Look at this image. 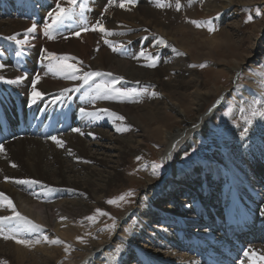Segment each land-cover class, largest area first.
Here are the masks:
<instances>
[{"label": "bare ground", "instance_id": "obj_1", "mask_svg": "<svg viewBox=\"0 0 264 264\" xmlns=\"http://www.w3.org/2000/svg\"><path fill=\"white\" fill-rule=\"evenodd\" d=\"M165 2L139 0L130 8L124 0H114L111 5L108 0H79L78 4L86 5L83 14L77 6L76 15L52 32L56 38L48 39L45 26L52 23L48 13L57 11V3L67 7V0H0V106L10 107L6 108L9 119L21 109L29 126L31 119L37 123L26 135L0 144V192L13 201L22 216L41 225L40 231L18 236L41 240L33 246L0 238V264H201L190 253L198 250L192 242L216 244L217 239L203 240L206 230L215 228L219 231L216 237L224 238L230 215L237 219L232 223H247L252 239L249 255H243L238 264H264V123L255 122L244 133L239 132L237 122L228 139L207 141L203 152L176 169L181 152L198 142L228 93L224 83L206 89L205 77L191 61H211L213 65L219 59L222 67L211 74L222 76V81L228 75L235 84L240 67L245 66L244 57H250L237 49L244 39L248 38L249 44L253 41L255 29V25L245 29L235 18L254 4L264 7V0H208L207 15L221 12L222 21L227 20L215 34H203L189 27L191 21L178 20L174 1ZM157 3L171 6L157 7ZM190 4L183 0L181 8ZM97 21L112 35L93 31ZM33 24L35 31L28 33ZM148 31L155 34L146 42ZM13 35L17 39L27 35L28 44L21 46L8 39ZM161 39L165 43H160ZM140 42L151 49L145 54L155 58V67H148L151 61L135 53ZM205 46L206 52L189 53L192 47ZM260 49L259 53H264ZM48 52L75 57L68 63L83 72L112 75L96 77L89 84L65 79L48 71L50 60L43 58ZM17 77L24 78L9 82ZM121 77L116 87L138 86L145 100L139 101L141 95L122 101L93 100L94 83ZM257 78L244 68L240 80L252 89L237 86L243 97L241 105L256 89ZM34 88L41 93L35 103ZM82 108L95 116L82 114ZM117 127L127 131H117ZM156 141L160 146L157 155L169 162L165 176L155 181L152 175L137 170L144 178L135 203L117 211V228L102 231L103 218L93 223L86 217L96 208L111 210L104 202L131 183L126 171L132 159L142 155L140 146ZM21 180L39 183H16ZM151 186L156 188L155 195ZM163 193H169L170 203L157 206L156 194ZM10 215L9 208L0 207V216ZM239 229L234 224L229 227L232 236ZM43 236L63 243L50 244ZM117 247L121 249L118 253Z\"/></svg>", "mask_w": 264, "mask_h": 264}, {"label": "rangeland", "instance_id": "obj_2", "mask_svg": "<svg viewBox=\"0 0 264 264\" xmlns=\"http://www.w3.org/2000/svg\"><path fill=\"white\" fill-rule=\"evenodd\" d=\"M138 1L139 0H135L134 3H128L127 0H124V2L125 3L127 2V4L130 6V8H132L136 3H138ZM162 1L165 2V0H162ZM173 1L175 3L174 7L177 10V8H176V1L177 0H173ZM198 1L200 2L199 4H197ZM207 1L208 0H188V3H191L190 5H187L185 8L180 7V9L176 11V13L179 14L178 20L191 21V24H188V25H190L189 27L194 28L198 31H201L203 34H207V33L208 34H215V33H217L218 27L223 26L224 22H226L227 20L222 21V19H221L222 13L221 12L212 13V15H207V13L205 12V7H206ZM254 1H258V0H254ZM165 3H167V2H165ZM168 3H170V2H168ZM179 3L182 6L183 0H179ZM232 8L233 7H231V10H232ZM257 11H259V15H257ZM249 16H252L251 21H248ZM227 18H229V17H227ZM235 19L237 21H240V23H243L245 29H247V27H249V26L252 27L255 25L254 26V28H255L254 29V35L252 37L253 41L250 42V44H249L248 38H246L241 43V46L237 49V52L250 55V57H246V56L244 57L245 66L240 67V70H239L240 74H239V77L237 78V82H235V84L230 83L231 80H230V77H228V75H227V80L222 81L221 80L222 76L219 78L216 76L214 77V75L211 74L212 71L222 67L221 63L218 62L219 61L218 58H215L218 60H217V62L215 61L216 63L215 64L213 63V65H212L211 61L199 62V63L195 62V61L194 62L191 61V63L193 65H195V67L197 69H199V71L203 74V77H205V79H206L205 88L206 89L213 90L217 85L224 83L226 85V87L228 88V93H226V96H225L226 98H224V103H223L222 107H220L214 113L215 115L213 114L214 118L209 120L207 128L204 130L203 135H201V137H199L198 142L196 144L193 143L187 150H184L183 152H181V154L177 158V161H176V169L177 170H179L191 158L196 157L198 153L203 152V150L205 149V146L207 144V141L215 140L217 142H222L225 140V138L228 139L230 128H231V130L236 129L237 122H239L241 125V129H239V132H244L245 127L250 128V126H252L253 123H255V122H257L260 125L262 123H264V118H256L253 120L251 125H246L243 121V116L246 113L241 111L242 106L246 108L247 102L251 101L253 99V97H256L260 93L264 92V88H261L259 86L260 82H259L258 78H257L258 81H256V83H255L256 87H254L256 89L252 90V92L249 94V97H248L249 101L248 100L245 101L243 103V105H241V101H242L243 97L240 94V92H237V89H236L239 84H243V85L251 88V86L248 85V83L240 80L241 74H242V72L246 66L249 68L251 76L255 75L256 73L264 72V67H262V66H264V58H263L264 53H259V52H261V49L259 50V48H262L264 51V7H262L261 3H257V5L254 4L250 8L249 11L242 12V15L237 16ZM192 21H197V22L211 21L212 26L215 28V31H209L208 30L209 26L206 23L203 24V26H201V27H197L196 24L192 23ZM233 21H235V20L233 19ZM153 34H155V33H150L148 31V35L145 37L144 41L147 38L152 39ZM201 37L208 39V37H206V36H201ZM146 42H147V40H146ZM188 45H189V43H188ZM248 45H249V47H248ZM200 50L202 52H206L207 47L206 46L203 48L192 47L191 52H189V53H192V54L199 53ZM141 52L151 53V49H147L146 44H142V42H140V45L136 49L135 53H141ZM215 57H219V56L216 55ZM249 64H250V66H248ZM201 65H206V66L201 67ZM226 67L224 68V70L226 72L230 73V71H228V68H226ZM205 68L206 69L209 68V69H207V71H205L204 70ZM217 78H219V79L216 80ZM127 88H135L138 92H140V89H139L140 87H138V86L127 87ZM145 90H147V88ZM220 93H221V91L218 94H216V96L210 97V100H212L213 98H216L218 95H220ZM144 97H145V94L143 96L141 95L139 97V101H142V99L144 101L145 100ZM209 103L210 102H208L205 107H209V105H210ZM225 112H230V115L225 116L224 115ZM167 118L169 120L173 119L172 115L170 113H168V111H167ZM231 118H233L234 120ZM173 125H175V124H173ZM220 135H222V136H220ZM157 142L158 141L152 142V143L149 142L148 144L144 143L142 146H140L142 149L141 150L142 155L133 158L129 164L130 168L127 167L130 170L126 171V174H127L126 177L129 179V181L131 183H128L126 185V187L124 189H122V191L116 192V193H114L113 196L108 197L106 199V201L104 203L107 206H111V210H108V208H105V209L100 208V210L102 212L108 213V215H98L97 211H96L98 208H96L94 210V212L92 213V216H96V221H99V219L103 218V226L101 227L102 231L106 232L107 231L106 225H111L113 223V220L115 221V224H116L115 228H117V226L119 224V222H118L119 217L116 218L117 211H119V210L121 211L122 209L123 210L128 209L129 207H131L135 203L136 196H137L136 193H138L140 186H141V181L144 178V175L142 176V175L136 174L137 170L144 171L146 173V175L148 174L147 176L152 175L155 178V181L157 180V178H159V177L161 178V177L165 176V174H163V172H164L163 171V164L161 162L162 157L160 155H157V151L160 148V146H158L159 144L157 145ZM161 149H162V147H161ZM138 157H139V159H137ZM140 161H141V163H139ZM154 164L160 165V167L154 170L153 169ZM131 176L133 177V179L131 178ZM124 184L125 183H123V186H124ZM116 190L117 189H115V191ZM150 191H151L152 195H155L156 188L154 186H151ZM128 192H131L133 194L131 196L127 197L126 202H120L118 205L107 203V201L115 199V198L119 197L120 195H122L124 193H128ZM168 195H169V193L156 194V197H155L156 198V205L157 206H165L166 204L170 203V199H169ZM133 197L135 199L134 201H133Z\"/></svg>", "mask_w": 264, "mask_h": 264}, {"label": "snow or ice", "instance_id": "obj_3", "mask_svg": "<svg viewBox=\"0 0 264 264\" xmlns=\"http://www.w3.org/2000/svg\"><path fill=\"white\" fill-rule=\"evenodd\" d=\"M109 5L114 3V0H108ZM128 3H134L135 0H127ZM67 7H62L60 3L56 4L55 13L49 12L48 15L52 18V23L45 26V35L48 37V39H55L56 37L52 35L53 31L58 30V26L64 24L66 20L72 19L76 15V9L77 6L80 9V14H83V11L86 7L84 3H79L78 0H67ZM120 7H124V3H120ZM157 7H165V6H171V5H165L164 3H157ZM181 7L179 0L176 2V8L179 10ZM107 11V8L105 9ZM257 15H259V11H257ZM252 20V16L248 17V21ZM247 22V21H246ZM192 23L196 24L197 27L203 26V24H207L209 31H215V28L212 26L211 21L206 22H197L192 21ZM36 25L33 24V26L29 29H27L28 33H31L35 31ZM83 31H87V28H83ZM93 31L99 30L101 32H105L107 35H112L110 31L104 28L103 24L100 21H97V24L93 26ZM76 36L80 35V31L75 32ZM10 40H14L18 45H26L28 44V37L27 35L23 39H17V35H13L8 37ZM160 43H165L162 39L159 41ZM108 43V41H106ZM115 50V49H114ZM47 52V50H44ZM182 54V53H181ZM141 56H145L146 59L151 61L147 66L148 67H155L156 66V60L155 58L151 57L150 55H146L144 52L140 53ZM44 59L50 60V63L48 64L47 68L48 71L60 75L65 79L69 80H82L84 84H89L91 81H94V78L101 77L104 75L111 76V73H101V72H83L82 69L78 68L76 64L68 63V61L75 60V57H58L55 53L48 52L47 56L43 57ZM54 61V63H53ZM82 63V62H81ZM206 65H201V67H205ZM3 65H0V68H2ZM264 67V66H262ZM258 80L260 82L259 86L261 88H264V72L256 73ZM24 77H17L14 81H9L10 83H18L20 82ZM0 79H3L2 76H0ZM37 80L39 77L37 76ZM123 79L116 78L113 80H101L99 83H94L92 87V91L95 93V95L92 97L93 100L95 99H105V100H119L122 101L124 99H130L136 96L141 95L140 92H138L135 88H122V87H116V84L119 82V80ZM36 81H33V85H35ZM79 91V88L76 89ZM33 100L32 102H36V98L41 96V93H38L35 91V88L33 89ZM152 95H156V93H152ZM82 114L86 116H95V113H89L85 112V109L80 110ZM100 111L108 113L110 116H112L116 120H124L123 116L117 115L114 112H109L108 109H101ZM241 111L246 113L243 116V121L246 125H251L253 120L256 118H264V92L260 93L258 96L253 97V99L249 102H247V107H241ZM225 116L230 115V112H225ZM97 119L99 117H96ZM117 131H127V128L117 127ZM75 132H79V129H73ZM248 131V128H244V132L246 133ZM91 135V133H89ZM59 146H63V143L58 140L56 137H52ZM3 150V146L0 145V151ZM139 159V157L137 158ZM15 167V165H13ZM160 165H153V169L159 168ZM8 179L7 177L5 178ZM16 183L21 184H37L38 181H29V180H21L16 181ZM133 193L128 192L120 195L119 197L107 201L109 204H119L120 202H126L127 197L131 196ZM0 207H7L11 210L12 215L10 216H0V238H3L5 240H15L17 244H22L25 246H33L34 244H39L41 242L40 239L36 240H30V239H20L18 238L19 234L21 233H31V232H37L40 231L41 225L35 224L33 221L29 220L27 217L22 216L17 210L13 203V201L6 196L4 193L0 192ZM98 215H108V213L102 212L100 209H97ZM91 222H96V216H89L86 217ZM15 222V223H13ZM116 227L115 221L113 220V223L111 225H106L107 230L113 231ZM78 239L83 242L82 238ZM43 240L50 243V244H60L63 243V241L58 239H52L50 240L47 236H43ZM70 247V246H69ZM121 249L117 247L116 252L118 253ZM65 251H68V247L65 248ZM245 256H248L249 253L245 251ZM261 259H264V257H261Z\"/></svg>", "mask_w": 264, "mask_h": 264}, {"label": "water", "instance_id": "obj_4", "mask_svg": "<svg viewBox=\"0 0 264 264\" xmlns=\"http://www.w3.org/2000/svg\"><path fill=\"white\" fill-rule=\"evenodd\" d=\"M227 92H228V89H227ZM165 162H168V161H167V159H166V161H165Z\"/></svg>", "mask_w": 264, "mask_h": 264}]
</instances>
